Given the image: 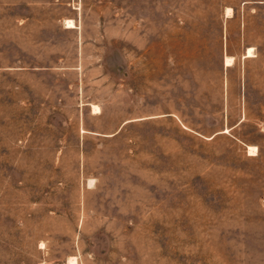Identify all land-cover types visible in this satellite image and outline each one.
<instances>
[{
	"label": "rangeland",
	"instance_id": "374dc122",
	"mask_svg": "<svg viewBox=\"0 0 264 264\" xmlns=\"http://www.w3.org/2000/svg\"><path fill=\"white\" fill-rule=\"evenodd\" d=\"M0 264H264V0H0Z\"/></svg>",
	"mask_w": 264,
	"mask_h": 264
},
{
	"label": "bare ground",
	"instance_id": "6f19581e",
	"mask_svg": "<svg viewBox=\"0 0 264 264\" xmlns=\"http://www.w3.org/2000/svg\"><path fill=\"white\" fill-rule=\"evenodd\" d=\"M230 12V7H226V9H225V14L227 15L228 13ZM65 25L66 26H72L73 25V22H72V20H66L65 21ZM74 26V25H73ZM251 48H249L248 50H247V55H253V53L251 54ZM230 61H231V58H226V60H225V62H226V64H229L230 63ZM93 107H96V106H93ZM94 109V108H93ZM252 148H253V146H248V153L249 154H252V152H250V150H252ZM73 259V258H72Z\"/></svg>",
	"mask_w": 264,
	"mask_h": 264
},
{
	"label": "crops",
	"instance_id": "0c3cea01",
	"mask_svg": "<svg viewBox=\"0 0 264 264\" xmlns=\"http://www.w3.org/2000/svg\"><path fill=\"white\" fill-rule=\"evenodd\" d=\"M228 7V6H227ZM65 18H70V19H72V22H73V25L72 26H65L64 24H63V27L64 28H70V29H73V28H75L76 27V25H75V18H73V15L72 16H66V15H64V17L62 18V19H65ZM70 19H68V20H70Z\"/></svg>",
	"mask_w": 264,
	"mask_h": 264
}]
</instances>
